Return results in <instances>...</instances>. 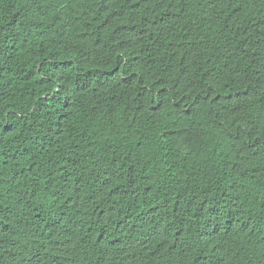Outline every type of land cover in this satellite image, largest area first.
Segmentation results:
<instances>
[{
	"label": "trees",
	"instance_id": "trees-1",
	"mask_svg": "<svg viewBox=\"0 0 264 264\" xmlns=\"http://www.w3.org/2000/svg\"><path fill=\"white\" fill-rule=\"evenodd\" d=\"M0 264H264V0H0Z\"/></svg>",
	"mask_w": 264,
	"mask_h": 264
}]
</instances>
